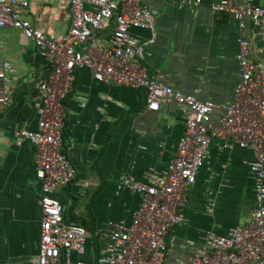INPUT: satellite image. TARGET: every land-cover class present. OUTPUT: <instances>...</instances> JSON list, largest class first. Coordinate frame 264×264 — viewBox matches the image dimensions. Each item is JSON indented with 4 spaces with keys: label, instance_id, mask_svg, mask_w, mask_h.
<instances>
[{
    "label": "crops",
    "instance_id": "0c3cea01",
    "mask_svg": "<svg viewBox=\"0 0 264 264\" xmlns=\"http://www.w3.org/2000/svg\"><path fill=\"white\" fill-rule=\"evenodd\" d=\"M19 1L28 3L20 15L36 31L60 39L69 30L71 0ZM213 1L188 6L181 0H143L154 15L157 34L143 64L155 82L222 105L232 100L239 82L238 38L242 35L250 44V59L260 60L264 35L249 21L241 30L231 15L214 13ZM108 33L100 34L97 42L108 44ZM134 33L149 37L147 31ZM0 68L8 96L0 112V264H32L39 247L41 192L35 147L17 136L37 128L41 99L35 83L47 70L35 42L15 28L0 31ZM65 106L62 151L75 178L67 188H57L53 197L63 206V224L83 229L87 243L82 256L62 251L61 264L67 257L78 264H96V232L128 226L141 203L140 194L127 189L124 179L151 183L174 160L185 110L171 104L150 112L143 91L99 83L86 68L76 71ZM221 115L214 111L207 124ZM253 159L249 149L225 148L222 141L211 140L196 183L186 193L184 223L170 228L165 237L166 246H174L163 264H189L208 232L225 236L250 222L255 208L249 169Z\"/></svg>",
    "mask_w": 264,
    "mask_h": 264
},
{
    "label": "built area",
    "instance_id": "2783aa9c",
    "mask_svg": "<svg viewBox=\"0 0 264 264\" xmlns=\"http://www.w3.org/2000/svg\"><path fill=\"white\" fill-rule=\"evenodd\" d=\"M191 6L201 0H181ZM26 1L0 0V31L21 30L33 40L46 75L35 83L41 105L36 110V130H23L18 140H27L36 151V174L41 192V220L38 253L32 264H61V252L82 256L87 234L79 227L62 222V204L53 195L57 188H67L74 181L75 170L62 151L65 126V101L80 69L90 70L95 81L126 86L143 91L146 109L157 112L164 105L175 104L185 110V129L174 160L151 183L125 178L123 185L140 194L141 203L128 226L114 225L96 232V264H163L174 244L166 246L170 228L185 220L186 193L196 183L212 139L225 148L233 145L249 149L253 162L249 169L255 185V208L250 222L234 228L225 236L208 232L205 245L196 249L189 264H264V58L249 57L250 44L241 35L237 60L239 82L227 104L202 101L169 86L155 82L143 64L146 50L156 39L155 18L143 0H71V23L59 38L36 31L22 18ZM214 13L231 15L244 28L249 21L264 35V5L257 0H214ZM108 31V44L97 38ZM135 31H147L142 39ZM264 54V47L259 50ZM0 68V112L8 105ZM219 110L216 123L207 119ZM64 264H78L66 258Z\"/></svg>",
    "mask_w": 264,
    "mask_h": 264
},
{
    "label": "trees",
    "instance_id": "16d2710c",
    "mask_svg": "<svg viewBox=\"0 0 264 264\" xmlns=\"http://www.w3.org/2000/svg\"><path fill=\"white\" fill-rule=\"evenodd\" d=\"M88 230H89V229H88ZM89 232L92 233V232H93L92 229H90ZM96 241H97V240H96ZM96 241H95V243H94V248H95V253H96V255H97V249H98V246H97V242H96Z\"/></svg>",
    "mask_w": 264,
    "mask_h": 264
},
{
    "label": "rangeland",
    "instance_id": "374dc122",
    "mask_svg": "<svg viewBox=\"0 0 264 264\" xmlns=\"http://www.w3.org/2000/svg\"><path fill=\"white\" fill-rule=\"evenodd\" d=\"M262 1V3L264 4V0H261Z\"/></svg>",
    "mask_w": 264,
    "mask_h": 264
}]
</instances>
